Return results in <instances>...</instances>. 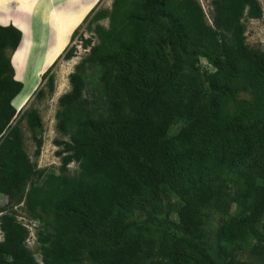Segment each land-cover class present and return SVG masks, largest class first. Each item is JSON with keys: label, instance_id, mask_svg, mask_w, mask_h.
Listing matches in <instances>:
<instances>
[{"label": "trees", "instance_id": "trees-1", "mask_svg": "<svg viewBox=\"0 0 264 264\" xmlns=\"http://www.w3.org/2000/svg\"><path fill=\"white\" fill-rule=\"evenodd\" d=\"M210 4L211 24L197 0H113L90 12L98 42L80 36L89 51L58 100L68 140L55 141L57 171L37 168L13 124L23 84L9 52L22 32L0 25V264H39L18 205L43 224L42 264H264L249 233L264 220V50L248 46L244 25L263 12L258 0ZM200 58L212 70H184ZM55 63L42 75L50 92ZM26 121L38 157L42 122L35 110ZM173 209L170 225L161 216Z\"/></svg>", "mask_w": 264, "mask_h": 264}, {"label": "rangeland", "instance_id": "rangeland-1", "mask_svg": "<svg viewBox=\"0 0 264 264\" xmlns=\"http://www.w3.org/2000/svg\"><path fill=\"white\" fill-rule=\"evenodd\" d=\"M48 1L49 0H37L36 3H41L40 7H46V3H48ZM53 1L56 4V6L65 5L71 11L74 10L75 15L78 14L81 17L85 13H87L88 11L87 8L91 6V3H93L94 0H53ZM197 1L201 5L205 13L206 21L208 22V24H211V13H212V7L210 4L211 0H197ZM258 1L262 8L263 16L259 20H248V19L244 20V25L246 27L245 36H246V43L248 44L249 47L264 50V0H258ZM112 2L113 0H99L98 3L94 4L95 7L93 6L94 7V9L92 10L93 13L100 10L110 11ZM0 3H4L3 0H0ZM8 3H12V1H9ZM0 10L4 12L7 9L1 8ZM66 12L69 13V11ZM89 12L86 14V16L89 14ZM93 13L89 14L87 18L85 16L83 20L85 18L86 19L82 24L80 23L81 25L78 24V26L80 25L79 27L75 26L76 28L74 29H77L76 35L73 41H70L68 47L70 48L74 46L76 48V52H75V57L68 61L63 59L62 52L64 51V49L58 55L57 53L60 51L59 45L61 40L63 43H65L67 39H69L71 36V34L67 35L66 27L71 28L75 23L74 19L77 18L75 17L74 14L72 15L71 13H69L66 17L61 18L59 22L54 24L43 23L37 17H33V19L31 20L30 19L25 20L24 25H26V27L29 29L28 31L30 35L29 37H31V43L30 42L28 43L27 41V43L25 44L31 46L28 48L26 45L27 47L26 54L25 55L23 54L22 57H20L19 60L20 62H18V60L16 61V63L18 62L19 65H17L16 63L14 64L12 63L16 79L23 84V88L21 92L14 98L12 103V105L14 106L17 112L13 124H16L20 128L23 139V148L28 154L30 160L35 163L38 169L46 168L48 170L57 171L61 165V157L57 155V152L61 149V147L57 146L55 141L68 140V138L63 137L57 131L55 114L59 108L58 105L59 98L63 94L69 92L70 90V84H69L70 73L74 71L75 66L81 61L82 58L86 56V54L89 51V48L84 49L81 46V42L79 41L80 36H83L84 38L92 37L93 44H96L98 42L93 31L88 29V22L93 16ZM7 14H11V12H8ZM3 17L6 18L7 16H3ZM99 24L107 28L108 19L106 18L101 20ZM8 25H10V23ZM28 32L27 34L23 32L26 40L28 39L27 37ZM33 43H34V47H32ZM20 51L21 48L16 51L18 53L14 52L15 53L14 54L12 52H9L11 60L13 59L12 57L14 55H15L14 58L16 60V58H18V54L20 53ZM40 61H42L43 63ZM49 62H51V64L48 66ZM54 62L56 63L51 70V75L54 78V87H53V92H50L47 86V79L42 80V75ZM15 65L16 67L21 65L22 67L25 68V71L21 70V72L23 73H20V77L21 74H23L22 76L23 79L18 78V75L16 74L17 71L15 70L16 69ZM192 68L199 69L201 73L203 70H212L211 66L208 65L207 62L202 58L193 60L191 64L187 63L184 65L185 71H189ZM17 69L19 73L20 72L19 67H17ZM28 69L31 71V74L30 71H28ZM39 91H41L42 94H38ZM239 99L249 100L250 94L242 92L239 95ZM31 110H35L39 114V117L42 122L43 145L41 148V153L38 157H35L34 152L36 147L34 141L31 138V131L26 121V113ZM68 167H69V175L76 176L78 174L79 167L77 163H71ZM236 192H237V187L232 184H229L223 188V193L228 197H232ZM6 201H7L6 197L0 195L1 206H4L6 204ZM13 211L16 213L17 219L29 228L30 236L27 241V246L33 253L37 262H39V264H42L39 244L36 242L37 239L36 233L38 232L40 227L42 228L43 224L41 222L35 221L34 219H31L23 205L15 206ZM161 217L162 219L168 221L170 225H173L174 222H177V214L174 209L170 213V215H165V216L162 215ZM263 221L264 220H262L260 223L256 225H253L249 229L250 237L255 244L264 245V240H261L259 238V236L263 234ZM1 240H2V233L0 232V241ZM237 259L250 260L249 255L247 253H238Z\"/></svg>", "mask_w": 264, "mask_h": 264}, {"label": "crops", "instance_id": "crops-1", "mask_svg": "<svg viewBox=\"0 0 264 264\" xmlns=\"http://www.w3.org/2000/svg\"><path fill=\"white\" fill-rule=\"evenodd\" d=\"M9 1H12V3H8ZM36 1L37 0H3L4 3H0V6H1L0 9L1 8H6L7 9V10L4 11L5 13L0 10V25H2V26H8V24L10 23V25H13L14 27L18 28L22 32L21 42H20L17 50L21 46H23L24 39H25L24 33L27 34V32L24 31L25 29H23V28L28 29L26 27V25H24L25 24V20H27V19H30L31 20V19H33V17H37L43 23H47V24L53 23L54 24V23L59 22V20L61 18L66 17L69 13H71L72 15L73 14L75 15V11L74 10L71 11L65 5H58V6H56V4L54 3L53 0H49L48 3H46V7H40L41 6V3H36ZM98 1L99 0H94L93 3H91V6L89 8H87L88 9L87 13L90 10L92 11L94 9V7H95L94 4L95 3H98ZM66 11H69V13L66 12ZM8 12H11V14H7ZM90 12H89V14H90ZM87 13H85L81 17L78 14L75 15V17L77 19H74L75 20V23L73 24V26L71 28L70 27H68V28L66 27V33H67V35L68 34H71V36H72V34L77 30V29H74V28H76L75 26H78V24H80V23L82 24L84 22V20L89 16V14L86 16ZM3 16H7V17L5 18ZM85 16H86V18L83 20V18ZM29 36L30 35L28 33V39H27V41L31 43V37H29ZM71 36H70L69 39H67V41L65 43H63L62 40H61L60 45H59L60 46V51L57 53V55L63 49L65 51V49L69 46ZM32 47H34V43L32 44ZM63 52H62V54H63ZM52 60H51V62H52ZM11 62H12V60H11ZM51 62H49L48 66L51 64ZM15 79H16V77H15Z\"/></svg>", "mask_w": 264, "mask_h": 264}, {"label": "bare ground", "instance_id": "bare-ground-1", "mask_svg": "<svg viewBox=\"0 0 264 264\" xmlns=\"http://www.w3.org/2000/svg\"><path fill=\"white\" fill-rule=\"evenodd\" d=\"M19 24H20V23H19ZM23 29H24V28H23ZM25 29H26V28H25ZM24 31H25V30H24ZM28 31H29V30L26 29L25 32H28ZM28 33H29V32H28ZM27 37H28V36H27ZM55 39H56V38H55ZM25 40H26V38H25ZM25 40H24V44L27 43V40H26V41H25ZM22 43H23V42H22ZM28 43H29V42H28ZM24 44H23V46L20 47V48H21V51H20L21 54H20V53L18 54V58H16V60H15V58H14V57H15L14 54H15V53H18V52H15V53L13 54V55H14V56L12 57V58H13V59H12L13 64L16 63L17 60H18V62H20V61H19V60H20V57H22L23 54L25 55V54H26L27 47H28V48L30 47V45L28 46V44H25V45H24ZM26 45H27V47H26ZM24 47H25V48H24ZM20 48H19V49H20ZM22 52H23V53H22ZM27 53H28V52H27ZM42 54H43V53H42ZM39 55H41V54H39ZM49 59H50V58H49ZM49 59H48V60H49ZM18 62L16 63L17 65H19ZM33 62H34V61H33ZM40 62H42V61H40ZM42 63H43V62H42ZM20 64H21V63H20ZM22 65H23V64H22ZM35 65H36V64H35ZM41 65H42V64H41ZM45 66H46V64H45ZM15 67H16V65H15ZM17 67H19V69H20V72H19V73H18V69H17ZM17 67H16V69H15V70L17 71L16 74L18 75V78L23 79V77H22L23 74H21V77H20V73H23V72H21V70L25 71V68L22 67L21 65H20V66H17ZM29 69H30V68H29ZM29 69H28V71H30ZM33 72H34V71H33ZM26 73H27V72H26ZM28 73H29V72H28ZM30 74H31V71H30ZM32 74H33V73H32ZM29 79H30V78H29ZM30 83H31V82H30ZM29 85H30V84H29ZM28 87H29V86H28Z\"/></svg>", "mask_w": 264, "mask_h": 264}]
</instances>
